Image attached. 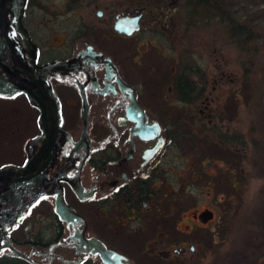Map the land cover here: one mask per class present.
<instances>
[{
	"label": "flooded vegetation",
	"instance_id": "obj_1",
	"mask_svg": "<svg viewBox=\"0 0 264 264\" xmlns=\"http://www.w3.org/2000/svg\"><path fill=\"white\" fill-rule=\"evenodd\" d=\"M36 1L27 0L21 20L26 41L11 21L10 3L0 0V72L26 89L0 97H23L35 110L36 126L19 150H5L19 156L0 158V262L109 264L98 252L82 249L83 239L93 237L119 254L112 264H126L125 258L137 264L136 254L151 245L145 234L149 223L154 230L164 226L165 236H172L174 228L186 232L177 221L189 208L179 195L187 181L184 188H175L174 177L177 172L185 178L191 169L190 153L181 142L192 139L196 155L195 139L204 136L196 130L199 124L192 123L189 132L184 130L189 125L178 123L173 115L200 113L186 106L200 91L186 71L188 64L179 62L175 92L184 105L169 106L165 97L170 87L166 94L154 89L141 73V58L123 60L122 52L119 56L96 37V25L63 29L61 40L55 34L50 37L32 10ZM178 12L177 0L142 1L117 12L112 29L125 38L145 30L171 41L181 20ZM117 14L137 15L139 28L130 34L115 30ZM154 65L157 62L145 67ZM159 66L164 68V63ZM31 98L41 99L52 113L48 133ZM57 111L60 128L55 132ZM175 147L181 158L176 166ZM60 197L74 212L69 221L58 211ZM151 237L155 240L156 232ZM183 249L174 247L176 252Z\"/></svg>",
	"mask_w": 264,
	"mask_h": 264
},
{
	"label": "rangeland",
	"instance_id": "obj_2",
	"mask_svg": "<svg viewBox=\"0 0 264 264\" xmlns=\"http://www.w3.org/2000/svg\"><path fill=\"white\" fill-rule=\"evenodd\" d=\"M142 1L149 0H38L32 7L49 36L55 34L57 40L63 39V29L96 25V37L119 56L118 51L122 52L123 60L131 63V59L138 62L141 58L145 68L142 72L139 67L141 73L154 89L166 94L170 87L165 97L169 106L184 105L175 92L179 62L188 64L186 71L195 81L196 92L200 91L186 105L200 113L173 115L185 125L199 124L196 130L202 127L204 136L195 139L196 155L192 139L180 145L190 153L191 167L185 178L177 172L174 177L175 188H184L187 181L179 195L189 208L177 221V227L186 232L174 228L172 236H165L164 226L154 230L149 223L145 234L151 245L145 253L136 254L137 264H264V0H213L225 7L229 20L249 30L250 36L242 34L241 39L232 36L217 8L206 11L196 5V9L192 0H177L181 20L171 41L152 31L142 30L130 38L113 31L114 15ZM98 9L102 16L97 15ZM154 61L157 65L145 67ZM34 117L35 110L23 97H0V158L19 156L5 150L22 147L26 134L36 130ZM209 127L217 132L235 131L242 141L219 146ZM205 133L211 140L205 139ZM176 150L175 166L181 161ZM179 245L184 251H174Z\"/></svg>",
	"mask_w": 264,
	"mask_h": 264
},
{
	"label": "water",
	"instance_id": "obj_3",
	"mask_svg": "<svg viewBox=\"0 0 264 264\" xmlns=\"http://www.w3.org/2000/svg\"><path fill=\"white\" fill-rule=\"evenodd\" d=\"M10 3L8 6V9L10 10L12 17L11 21L15 23V27L19 30L21 35L25 38L26 41H28V33L26 28L22 24V17L25 11V5L27 0H6ZM98 13H101V10L98 9ZM113 27L115 30L119 32H125L127 34L132 33L134 30L139 28L138 23V16L137 15H122L119 14L116 15V18L113 22ZM0 46H1V39H0ZM23 90H26L25 87L17 82L13 81L11 78H9L5 73L0 72V95L1 96H13L17 94L18 92H21ZM33 104H36L40 109L39 114V120L40 123L43 124V130L48 133V125H49V116L52 115L50 113L48 107H46V104L42 102L39 98H31L30 99ZM55 122H54V131H58L60 128V122H59V114L58 111L56 112L55 116ZM24 167H19V170H22ZM58 211L60 215L69 221L73 215L74 212L67 206V204L62 200V197H60L57 201ZM84 247L82 246L83 250H91L92 252H98L100 256L109 264H112L113 260L119 261V254H117L115 251L106 248L105 244L93 237L83 239L82 242ZM192 247V246H191ZM126 264H132L127 258Z\"/></svg>",
	"mask_w": 264,
	"mask_h": 264
},
{
	"label": "trees",
	"instance_id": "obj_4",
	"mask_svg": "<svg viewBox=\"0 0 264 264\" xmlns=\"http://www.w3.org/2000/svg\"><path fill=\"white\" fill-rule=\"evenodd\" d=\"M192 3H193L192 6L194 8H196V5H201L202 8L204 7L206 9V11H216L215 8H217V15H219L221 17V20L226 22L228 30L231 32V34H232V36L234 38L236 37L238 39H241V36H243V35L246 36V37L250 36L249 32H246V31H249V30H247L244 27V24H239V23H237L235 21L229 20L230 18H229V16L226 13L225 7H223L218 2H217V5H216V3H214L213 0H192ZM203 12H204V10H203ZM246 37H244V38H246ZM186 84L187 83L185 82L184 85H186ZM181 89L184 90V91H188L191 88H189V87L185 88V87L182 86ZM177 122L180 123V124L184 123V122H181V120H178ZM198 129L202 130V127L201 128L199 127ZM184 130H187V131L191 132L192 131V126H186V129L184 128ZM208 130H212L213 131V134L216 136L217 143L219 144V146L220 145L223 146V147L225 145L228 146L229 143L228 144H225V143L233 141V140L242 141L241 137L235 131H233V132H228V131H222L221 132V131H218L217 132V128H215V127H209ZM205 139L211 140V137L208 136V133H205ZM0 264H10V263H6L5 261L4 262L1 261Z\"/></svg>",
	"mask_w": 264,
	"mask_h": 264
}]
</instances>
